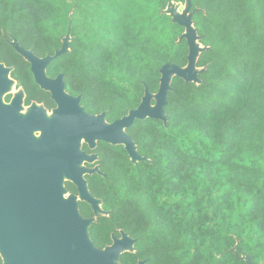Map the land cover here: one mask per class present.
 Instances as JSON below:
<instances>
[{
  "label": "trees",
  "instance_id": "16d2710c",
  "mask_svg": "<svg viewBox=\"0 0 264 264\" xmlns=\"http://www.w3.org/2000/svg\"><path fill=\"white\" fill-rule=\"evenodd\" d=\"M185 4L186 0H173ZM206 50L201 83L173 77L167 122L135 120L125 130L147 161L132 163L122 145L97 142L100 174L85 175L101 202L88 233L97 249L124 232L134 252L120 264H264V0H189ZM168 0H0V63L24 93V105L55 108L30 65L10 44L55 56L68 30L69 51L46 75H63L90 115L112 123L155 94L160 69L185 67L184 28L164 14ZM10 96L5 98L8 103ZM24 106V107H25ZM70 194L73 184L65 182ZM82 218L94 217L78 202ZM0 264L2 259L0 257Z\"/></svg>",
  "mask_w": 264,
  "mask_h": 264
},
{
  "label": "water",
  "instance_id": "95a60500",
  "mask_svg": "<svg viewBox=\"0 0 264 264\" xmlns=\"http://www.w3.org/2000/svg\"><path fill=\"white\" fill-rule=\"evenodd\" d=\"M179 3L168 0L164 14L184 28L178 41L184 39L188 46L185 67L166 64L159 73V88L155 94L145 90L136 109L112 123H107L105 113L90 115L80 106V96L73 97L64 90L63 75L51 79L46 75L49 62L69 51V30L62 39L55 56L36 57L30 50L22 49L16 41L10 44L30 65L35 84L50 94L56 108L50 122L40 114L21 119L16 110L24 105L22 98L14 104L2 100L8 93L6 85L12 81L11 68L0 63V257L2 264H112L125 252H134L135 241L124 232L120 238L112 236V244L97 249L90 240L88 229L98 216H106L100 200L88 192L85 175L100 174L98 166L86 168L79 164L97 161L96 154L88 155L80 147L83 140L89 150L101 141L122 145L132 163L147 161L137 153L132 139L125 132L135 120L156 119L166 124L163 108L173 77L185 83L199 85L198 75L204 69L196 68V61L207 47L201 46L200 37L193 27L190 2L185 11L177 15ZM198 41V43H197ZM196 43V46H195ZM8 78L10 80H8ZM18 89V88H17ZM6 103V104H5ZM40 105L32 103V105ZM42 106V105H41ZM26 107V106H25ZM28 107V106H27ZM43 107V106H42ZM44 108V107H43ZM45 109V108H44ZM46 110V109H45ZM47 111V110H46ZM40 131L38 139L32 132ZM65 174L67 179H62ZM65 182L73 184L77 195L68 193ZM66 195V196H64ZM65 197V198H64ZM78 202L91 206L94 217L84 219L78 211ZM120 248L124 250L119 251ZM247 264V258H242ZM137 264H144L139 261Z\"/></svg>",
  "mask_w": 264,
  "mask_h": 264
},
{
  "label": "rangeland",
  "instance_id": "374dc122",
  "mask_svg": "<svg viewBox=\"0 0 264 264\" xmlns=\"http://www.w3.org/2000/svg\"><path fill=\"white\" fill-rule=\"evenodd\" d=\"M185 9H186V6L184 5V4H178L177 6H176V8H175V12H176V14L177 15H180V14H182L184 11H185ZM197 43H198V41H197ZM199 44V43H198ZM202 46V45H201ZM8 93H6V94H4L3 95V97H2V100L5 102V98L7 97V96H10V100H12L15 96H17V95H21L22 94V92L20 91V90H17L16 88H15V86H14V84H13V82H10V85H8ZM31 107H24V106H21V109H20V114L22 115V116H27V115H29L30 114V112H31V109H30ZM41 108V107H40ZM42 109V108H41ZM45 112H46V110H44ZM48 112H46V114H47ZM50 115L52 114L51 112L49 113ZM48 115V114H47ZM48 117L50 118V116L48 115ZM40 135H41V132L40 131H38V132H34L33 133V136H34V138L35 139H38L39 137H40ZM83 144H85V142L83 141V140H81V142H80V147L83 145ZM91 163H84L83 165H81V166H84V167H86L87 168V166L88 165H90ZM93 164V163H92ZM92 166V165H91ZM66 196V195H65Z\"/></svg>",
  "mask_w": 264,
  "mask_h": 264
},
{
  "label": "bare ground",
  "instance_id": "6f19581e",
  "mask_svg": "<svg viewBox=\"0 0 264 264\" xmlns=\"http://www.w3.org/2000/svg\"><path fill=\"white\" fill-rule=\"evenodd\" d=\"M195 46H196V43H195ZM8 80H10L9 78H8ZM10 82H12V81H9V83L6 85V87H7V89H8V85H10ZM18 98H20V100H21V98H22V94L21 95H17V96H15L7 105L9 106L10 104H14L17 100H18ZM6 104V103H5ZM29 107H31L30 109H31V112H34V113H37V114H40L41 115V117H42V119L44 120V121H46V122H50L51 121V119H52V116H53V114H49L50 112H48V111H46V112H48L47 114L50 116V118L48 117V115L46 114V112L44 111L45 109L42 107V106H39V105H32V106H29ZM42 109H41V108ZM20 109H21V104H20V101H19V108L16 110V114L21 118V119H25V118H27L30 114H31V112H30V114L29 115H27V116H22L21 114H20ZM35 131H33L31 134H32V136H33V133H34ZM38 132V131H37ZM34 137V136H33ZM81 141V140H80ZM78 167H81V164H79L78 165ZM62 179L63 180H65V179H67V177H66V175L65 174H62ZM65 196V195H64ZM65 198V197H64ZM123 251L124 249L123 248H120L119 249V251ZM5 261V264H6V260H4ZM111 263L112 264H116V261H115V259H113L112 261H111Z\"/></svg>",
  "mask_w": 264,
  "mask_h": 264
},
{
  "label": "flooded vegetation",
  "instance_id": "af4514ba",
  "mask_svg": "<svg viewBox=\"0 0 264 264\" xmlns=\"http://www.w3.org/2000/svg\"><path fill=\"white\" fill-rule=\"evenodd\" d=\"M55 108H56V106H55ZM55 108H54V109H55ZM54 109H52V110H54ZM52 110H50V112H51ZM120 119H121V118H120ZM118 120H119V119H118ZM114 121H115V120H114ZM114 121H113V122H114ZM83 145H86V144H83ZM83 145H82V146H83ZM86 146H87V145H86ZM81 149H82V147H81ZM85 153H86V152H85ZM91 154H94V153H91ZM88 155H90V154H88ZM97 160H98V158H97ZM95 163H96V161L93 162V164L88 165L87 168H93V167L97 166V165H95ZM91 165H92V166H91ZM73 195H74V194H73ZM76 195H77V194H76ZM89 206H90V205H89ZM90 208H91V206H90ZM91 211H92V209H91ZM92 212H93V211H92ZM93 215H94V212H93ZM111 238H112V237H111ZM137 263H138V262H137Z\"/></svg>",
  "mask_w": 264,
  "mask_h": 264
}]
</instances>
